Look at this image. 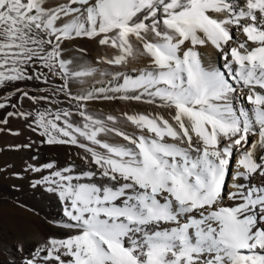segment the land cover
<instances>
[{
  "label": "snow or ice",
  "instance_id": "obj_1",
  "mask_svg": "<svg viewBox=\"0 0 264 264\" xmlns=\"http://www.w3.org/2000/svg\"><path fill=\"white\" fill-rule=\"evenodd\" d=\"M78 38L117 50L99 62L146 56L148 64L73 95L70 80L94 71L64 58L63 45ZM208 45L222 68L205 65L199 48ZM52 77L62 81L54 92L76 101L79 123L70 108L7 117L33 118L48 145L82 148L89 170L74 176L69 166L36 182L58 193L71 231L49 237L25 264H264V0H0V86ZM97 99L157 104L169 118L125 112L138 130L130 135L113 126L116 116L88 112L84 102ZM106 133L126 143L102 140ZM236 151L227 191L235 203L225 206Z\"/></svg>",
  "mask_w": 264,
  "mask_h": 264
},
{
  "label": "rangeland",
  "instance_id": "obj_2",
  "mask_svg": "<svg viewBox=\"0 0 264 264\" xmlns=\"http://www.w3.org/2000/svg\"><path fill=\"white\" fill-rule=\"evenodd\" d=\"M240 34L241 33L239 32H233L234 37L241 36L242 34ZM63 47L64 58L72 62L71 66L74 70H86L88 68L94 69L92 74L89 76L70 80V88L73 95H82L88 91H92L94 88L108 85L111 75L110 72L105 69L108 70V66L110 65L104 62H99V59L106 57V49L112 48L111 46H101L95 39L78 38L70 42H66ZM214 60L217 67L219 66L222 68L223 61L220 54L215 52ZM131 70L129 72H131ZM29 71L31 72V69H29ZM61 83L62 81L59 78L52 77L48 83L33 80L15 84L9 83L7 85L0 86V103H7L8 105L5 108L0 109V121L5 118L8 120L7 124L0 123V207L26 206L28 209L33 208L34 211L41 216V218L46 219H43L45 221H43L44 223L49 222L48 224H50V226L54 229L66 231V233L62 234H55V232L49 234L50 237L53 235L52 237L56 238H64L66 234L70 233L71 230L63 227V224L68 222V218L64 215V208L59 210L60 214L57 213L52 215L51 213L44 211V202L42 198L38 197V194L42 193L48 197L55 198L58 193L56 192V194L55 192L49 191L48 188L50 186L48 184L43 182H41L42 184H37L36 182L42 181L44 176H47L52 171H55V163L57 160L55 159L54 154L67 153L71 156L78 155V157L81 158L87 154L82 148L75 145H48L44 143L43 141L45 140V137H42L39 131H32V127H36V125L32 124L33 118L30 117L29 119H25L19 115L7 117V113H18L21 111L27 113L34 112L37 109L43 110L44 108H51L52 110L57 108H70L74 113L72 120L79 123L81 118L78 114H76V101L69 102L63 93L54 92V89L59 88ZM115 83L116 81H112L113 85H115ZM16 89L27 91L31 96H47L49 99L47 101L34 103L28 98H21L20 93L16 92ZM116 100L117 99H97L84 103L86 104L88 112L95 117L104 118L111 114L118 118L117 110L119 111V108ZM243 103L245 104L244 100ZM12 105H15V107H12ZM30 124L31 127H29ZM119 125L120 123L117 120L113 126L120 129ZM128 134L133 135L129 132ZM114 135V133L101 134L100 138L111 143H121L116 140L117 138ZM80 139L81 142L88 143L87 141H83V138ZM252 140H254L253 136L249 138V144ZM46 153H49L51 156L47 161H43L41 159V155ZM239 154V152L237 154L234 152L230 161V171L227 177V183L230 178L229 176L232 173V165L234 164L235 159L239 157ZM48 163H54V168L47 169L43 175H39L40 178L33 174H28V172H33L34 168H44L43 166ZM96 179L98 180L99 178L97 177ZM87 182H96V180H88ZM1 218L2 217L0 216V219ZM33 223L35 224V222ZM31 255H33V253ZM41 264H43L42 260Z\"/></svg>",
  "mask_w": 264,
  "mask_h": 264
},
{
  "label": "bare ground",
  "instance_id": "obj_3",
  "mask_svg": "<svg viewBox=\"0 0 264 264\" xmlns=\"http://www.w3.org/2000/svg\"><path fill=\"white\" fill-rule=\"evenodd\" d=\"M61 2H66V0H46V4L48 6H51L55 3H61ZM235 38H237V40L239 41H243L244 39H246L243 35L235 36ZM137 46L139 47V45ZM106 50H107L106 55H105L106 57L112 58L114 55L118 54L116 49L107 48ZM199 52L201 53L202 59L206 66L208 65L217 66L216 63L214 62L215 61L214 54L215 52L217 53V51L211 45L199 48ZM147 64H148V57L138 56L135 59H129L127 64L125 65H119V66L110 65L108 66V70L107 69L105 70L109 71L111 75L112 73H115V72H123V71L129 72L133 68L135 69L142 68V67H145ZM246 92L247 90H245V93ZM116 101H117V106L119 108V111L117 110V114H118V121L120 123L119 125L120 129H123L124 131H127L132 134H138V130L135 129L130 123L126 121V119L123 116L125 112L130 113V114L137 113V112L159 113L161 115H164L165 118H169L168 111L162 107H158L157 104H149L144 101H126L122 99H117ZM244 101H245V105L250 107V105H247V101L246 100ZM114 136L117 138L116 140L120 141L122 144L126 143L120 136L118 135H114ZM253 137H254V140L257 138L256 136H253ZM238 152L239 151H236L235 153L237 154ZM50 156L51 155L49 153H46V154L41 155V159L43 161H47L50 158ZM54 157L57 160L55 163V170H63L66 167L72 166L73 172L71 174L74 176L79 175L82 171L89 170V165H86L84 163V160L81 157H78V155L71 156V155H68L67 153H57V154H54ZM238 159L239 157L235 159V162L232 165V173L230 174L229 176L230 178L227 183L225 199L222 202L225 206H229L235 203L234 201H230L227 199V191L234 190L232 189V183H233L232 175L237 171V160ZM91 168L94 169L95 166L92 165ZM39 169L40 171L38 172L33 171V172H28V174L29 175L33 174L39 177V175H43V173L47 171L46 168H39ZM240 170L242 171L243 169H240ZM87 181H88L87 178H82L79 182L88 183ZM237 182L247 183L246 181H243V180H240ZM252 183H261V178L259 176L253 177ZM38 197L42 198L44 202L43 203L44 211L47 213H51L52 215L57 214L59 213L60 209L64 208V202L60 200L58 195L55 196V198H51L42 193H39ZM32 209L33 208L28 209L26 206L25 207H12V206L11 207H0V216L2 217L0 219V264H25L26 260L32 256L31 254L35 253L36 250L40 246H42L43 244L47 242L48 238L50 237L49 236L50 233H53V232H55V234L56 233H59V234L66 233V231L64 230L54 229L53 227L50 226V224H48L49 222L44 223L45 222L44 220L46 219L41 218V216L37 212H35L34 209L33 210ZM33 222H35V224ZM41 255L43 256V253Z\"/></svg>",
  "mask_w": 264,
  "mask_h": 264
}]
</instances>
